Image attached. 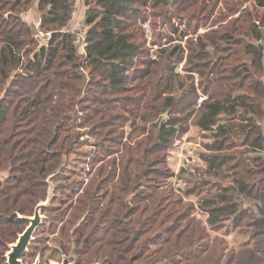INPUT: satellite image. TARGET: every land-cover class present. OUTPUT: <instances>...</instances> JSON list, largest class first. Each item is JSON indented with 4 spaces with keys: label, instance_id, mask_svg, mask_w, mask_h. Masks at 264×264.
I'll use <instances>...</instances> for the list:
<instances>
[{
    "label": "trees",
    "instance_id": "trees-1",
    "mask_svg": "<svg viewBox=\"0 0 264 264\" xmlns=\"http://www.w3.org/2000/svg\"><path fill=\"white\" fill-rule=\"evenodd\" d=\"M133 2H87L88 44L81 60L76 36L63 31L75 0H0V174L7 172L3 179L0 176V264H9L10 245L29 226L28 218L37 206L48 198L49 179L61 171L66 157L81 143L78 129L88 125L98 138L120 133L118 107L112 105L113 100L97 99L98 92L83 95L85 76L79 69L88 70L101 95L120 93L139 81L141 86H136L135 93L141 95L130 99L135 108L121 109L131 115L147 98L152 100L148 104L151 110L168 112L169 118L157 124L154 116L149 117L150 129L139 128L142 138L124 144L121 152L101 148L94 156L92 165L98 168L61 229L65 232L72 227L70 236L75 235L74 242L82 245L74 249L72 262L264 264V126L263 117L257 118L264 114V84L250 69L246 76L236 72V64L246 55H251V64L263 71L264 48L235 42L239 48L222 56L231 74L211 68L203 86L209 96L199 105L195 86L186 84L180 96L173 95L179 75L173 67L167 66L166 85L163 76H158L157 61L140 67L142 50L120 20ZM158 2L152 6L160 7ZM182 2L183 6H174L180 12H192L191 17L200 9L205 12L204 0L201 7L199 1ZM255 2L264 7V0ZM34 3L35 12H42V29L52 31L50 41L39 49L35 29L23 20ZM257 16L252 14L251 18ZM230 32L241 34L243 28L226 27L220 40L231 43L234 35ZM253 38L258 40L262 35ZM180 52L181 47L176 48L172 59ZM248 78L251 81L246 87L237 82ZM164 99L166 108L161 102ZM85 101L101 103L102 107L78 126L77 108ZM197 108L199 132L213 139L209 150L214 152L207 157L204 154L200 167L205 165L206 170L202 173L190 167L188 172L197 177V185L185 190L186 197L182 187L175 188L173 182L168 184L169 191L141 192L146 179L168 177L166 170L159 168L167 169L170 148L180 133L188 132L190 127L184 123ZM128 119L133 128L135 120ZM197 190L208 194L203 202L209 224L225 216L231 221L232 232L249 235L238 251L230 250L226 240L232 233L212 237L196 216L195 206L187 203L188 195Z\"/></svg>",
    "mask_w": 264,
    "mask_h": 264
},
{
    "label": "rangeland",
    "instance_id": "rangeland-1",
    "mask_svg": "<svg viewBox=\"0 0 264 264\" xmlns=\"http://www.w3.org/2000/svg\"><path fill=\"white\" fill-rule=\"evenodd\" d=\"M89 1L92 2L93 0ZM89 1L75 0L71 19L63 30L71 32L77 39L80 36L86 39L89 30V26L85 22L87 11L90 7L89 3H87ZM195 1H199L198 5L201 7L203 0ZM157 2L158 0H134L131 10L124 17H121L120 20L128 26V32L132 36V40L142 50L140 55L141 68H145V65L150 64L153 60L157 61L159 64L157 71L160 74L158 76L159 78L163 76L162 83L165 85L168 83L167 80L169 78L166 70L167 66L173 67L175 73L179 74L174 85V96H180L183 86L186 84L195 86V94L198 95V104L200 105L202 99H207L209 96L204 94L203 86L207 83L206 80L210 69L216 66L219 70H227L226 73L231 74L230 69H228L229 66L226 65L227 60L223 61L222 56L232 55L239 48L235 42L242 41L243 45L248 43L253 44V46H263L264 48V7L258 6L255 0H204L205 12H201L200 9L199 13L194 17H191L193 13L190 11L180 12L176 9L174 4L183 6L182 0H169L168 3L160 1L158 2L160 7L152 6ZM35 4L37 3H34L33 8L24 14V18L27 17L29 20H33L34 17L37 21L41 18L42 12H35ZM252 14L259 16L251 18ZM27 24L32 23L28 22ZM32 26L34 28V25ZM226 27L228 29L243 28V33L233 34L230 32V34L234 35L233 41L231 43L221 41L220 38L224 34ZM250 27L254 31H251ZM248 30H250L249 33L251 35H248ZM257 34H261L262 38L258 40L253 38ZM37 43V48L39 49L48 42L44 43V41L37 39ZM83 47V42L78 43L77 48L81 60L86 56ZM180 47L181 52L176 58L172 59L173 51ZM225 49L227 51H224ZM250 57L251 55H246L244 61L236 64L238 67L236 72L246 76L247 70L250 69V71L255 73L254 78L261 80L264 84V57L262 60L263 71L258 70L256 64H251L248 59ZM135 72L132 71L131 73ZM79 73L85 76L83 95H93L98 92L96 93L98 94L96 95L97 99L103 102H105V98L113 100L112 105L118 107V113L122 116V119L117 121L120 133L113 135V137L102 135L98 138L91 133L88 125H84L85 119L91 117L96 109L102 107L101 103L95 104L85 101L82 108H77V125H84L78 129L81 143L66 157L65 165L61 171L49 179L48 198L38 205L39 211L37 214L31 216L32 218L37 217L38 224L33 232V239H31L27 251L21 258V261L25 264H64L66 260L70 264H74L72 262L74 249L82 245L74 242L76 240L75 235L70 236L74 230L72 227L71 229L67 227L65 232L61 229L63 222L76 210L78 198L82 196V191L87 186L93 172L98 168H94L92 165L94 156L101 148L107 149L109 152L119 150L121 152L124 144L129 145L131 140L142 138L144 135H138L142 131L139 128L150 129L151 125L146 122L149 117L154 116L157 124L165 122L169 118L168 112L151 110L148 104L152 103V100L147 98L143 99L144 106L131 114L133 117H131L130 113L121 109L127 106L131 110L135 108L130 99L133 96L140 97L141 93H135L136 86H141L139 81L128 84L127 90L120 93L101 95L97 87H93L88 70L79 69ZM250 81L251 79L249 78L244 81H241V79L237 80V82L244 83L245 87L249 85ZM239 92L242 93L243 91L240 90ZM161 102L164 104L163 108H166V99ZM262 106L264 110V98L262 99ZM198 110L199 108L184 123L190 127L188 132L183 135L180 133L179 137L173 142L166 158L167 169L159 168L162 172L166 170L168 177H162L163 179H155L154 181L153 179L151 181L146 179L140 188L141 192L143 190L149 192L150 189L169 191L167 187L173 182V184L177 185L175 188L180 189L182 187L181 192L185 196V190L197 185V177L193 173L188 172L190 167L193 170L197 168V171L199 170L202 173L206 170L205 165L200 167L203 164V159H205L204 154L206 157L214 154V152L211 153L209 150V145L213 139L203 136L199 132L197 126ZM260 117H263L261 123L264 126V114L263 116H257V118ZM128 118L135 120L136 124L133 128ZM211 138H213L212 135ZM207 175L210 176V174ZM0 176L3 179L7 176V172L1 173ZM180 177L184 178L181 179ZM212 185L215 184L213 183ZM198 190L188 195L187 203L195 206L196 216L207 227L212 237H221L227 232L232 233L228 234L226 240H229L230 250L238 251L242 244L249 240V235L243 234V232L240 233V231L232 232L231 221L226 219L225 216H222L212 225L209 224L207 221L209 215L204 209L205 204L203 202V198L208 196V194L205 191L200 193ZM77 223L80 225L82 221L77 220ZM18 241L19 239L10 245L7 256L13 252V247L17 245Z\"/></svg>",
    "mask_w": 264,
    "mask_h": 264
},
{
    "label": "water",
    "instance_id": "water-1",
    "mask_svg": "<svg viewBox=\"0 0 264 264\" xmlns=\"http://www.w3.org/2000/svg\"><path fill=\"white\" fill-rule=\"evenodd\" d=\"M38 206L35 210V214H37L38 210ZM28 218L29 219V226L26 228V230L21 234V236H19L20 238L17 245H15L13 247V252L10 253L8 257V263L9 264H25L21 261L22 256L24 255V253L27 251L28 246L30 244L31 239H33V232L38 224V219L35 216V218ZM64 264H70L69 261H64Z\"/></svg>",
    "mask_w": 264,
    "mask_h": 264
},
{
    "label": "built area",
    "instance_id": "built-area-1",
    "mask_svg": "<svg viewBox=\"0 0 264 264\" xmlns=\"http://www.w3.org/2000/svg\"><path fill=\"white\" fill-rule=\"evenodd\" d=\"M23 20L26 23L30 22V23H32V25H34V28H35L34 37L36 39L42 40V41H44V43L50 41V39L52 37V31H46V30L42 29V27H41V22H42L41 18L37 21V20L34 19V17H33V20H29L27 17H25ZM81 42H83V44H84L83 49L85 50V53H86V47H87L88 43H87L85 37L80 36V38H78V39L76 38V41H75L76 46L78 45V43H81Z\"/></svg>",
    "mask_w": 264,
    "mask_h": 264
},
{
    "label": "crops",
    "instance_id": "crops-1",
    "mask_svg": "<svg viewBox=\"0 0 264 264\" xmlns=\"http://www.w3.org/2000/svg\"><path fill=\"white\" fill-rule=\"evenodd\" d=\"M34 16V15H33Z\"/></svg>",
    "mask_w": 264,
    "mask_h": 264
}]
</instances>
